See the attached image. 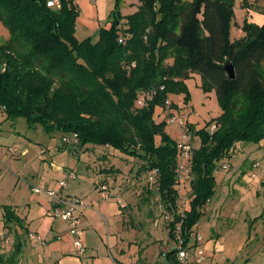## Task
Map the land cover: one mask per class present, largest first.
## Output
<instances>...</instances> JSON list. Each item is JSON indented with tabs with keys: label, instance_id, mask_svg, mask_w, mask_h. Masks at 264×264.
<instances>
[{
	"label": "trees",
	"instance_id": "trees-1",
	"mask_svg": "<svg viewBox=\"0 0 264 264\" xmlns=\"http://www.w3.org/2000/svg\"><path fill=\"white\" fill-rule=\"evenodd\" d=\"M136 6L126 15L116 9L96 39L79 40L74 0H60L59 8L48 0H0V24L9 33L0 41V108L4 119L23 118L47 134L75 133L80 149L98 145L139 159L140 171L156 169V192L173 217L168 235L180 222L187 240L233 145L264 138V20L244 19V35L232 40L233 0H137ZM192 73L203 89L215 90L220 113L212 131L210 122L189 124L199 145L190 155V197L179 211L181 150L154 113L169 94L188 101L184 81ZM149 90L154 96L138 106L139 93ZM4 211L15 219L9 207Z\"/></svg>",
	"mask_w": 264,
	"mask_h": 264
},
{
	"label": "rangeland",
	"instance_id": "rangeland-1",
	"mask_svg": "<svg viewBox=\"0 0 264 264\" xmlns=\"http://www.w3.org/2000/svg\"><path fill=\"white\" fill-rule=\"evenodd\" d=\"M75 2L78 8L75 36L79 40L87 37L96 39L100 26L110 20V15L116 9L126 15L137 8V0ZM233 7L230 28L232 40L244 35V19L256 24H261L264 20L263 0H248V5L245 6L241 0H233ZM123 23L124 20H121V24ZM8 34L7 28L0 24V41L8 38ZM184 84L188 101H183V94H169L170 105L176 103L178 108L175 110L185 120L188 129L189 124L201 128L210 122L207 129L212 131V120L220 113L215 90L203 89L196 73L185 79ZM169 110L166 106L164 109L156 107L154 117L157 120L166 119L171 115ZM165 129L171 138L178 143L181 141L177 126L167 124ZM190 129L186 131L187 136L184 138L189 146L187 155H179V165H183V169H189L191 151L199 145L198 137ZM60 136L58 132L47 134L39 124L28 126L23 118L6 120L0 108V243L3 244L0 249L9 250L13 240L12 230H7L2 225L5 220L2 218L3 208L6 205L15 207L16 204L17 212L26 216L28 237L34 236V239H30L34 246L42 245L46 231L52 224L54 230L63 223L66 226L61 219L47 215L50 199L43 192L34 193L29 185L32 180L35 186L46 189L42 183L49 178L52 162H65L66 165L61 169H70L77 175L76 180L68 182L66 191L74 196L87 198L84 195L92 191L94 182H98V188L107 185L111 197L108 202L112 216L107 220L93 208L83 210L84 219L79 217L81 241L85 247L82 256L76 255L79 262L126 264V256L130 253L135 258L133 264H137V256L142 248L130 240L134 238L136 241L139 238V243H144L148 264H156L161 242L167 239L168 228L162 214L165 208L156 192V185L148 181L147 172L139 169L142 161L108 148H100L98 145L91 148V144L87 145V149H80L78 156H74L68 148L60 145ZM263 155L264 138L259 142L242 143L239 149L232 152L230 158L224 160L223 166L219 168L221 170L215 173V191L198 221L197 230L202 237L217 239V242L218 237H223L226 240V251L237 250L239 242H243L233 257L237 263L244 262L248 257L252 264H264V182L262 179L257 185H248L242 179L243 174L251 170V161L260 159ZM109 168L112 169L111 175L105 177L101 171ZM112 177L114 183L110 188ZM189 180L190 178L185 177V172L179 177V211L186 207L190 197ZM123 203L125 207H121ZM72 249L74 254L73 246ZM7 256L5 253V257Z\"/></svg>",
	"mask_w": 264,
	"mask_h": 264
},
{
	"label": "crops",
	"instance_id": "crops-1",
	"mask_svg": "<svg viewBox=\"0 0 264 264\" xmlns=\"http://www.w3.org/2000/svg\"><path fill=\"white\" fill-rule=\"evenodd\" d=\"M76 0H74L75 2ZM99 1V0H97ZM76 3V2H75ZM108 21L104 22L103 25H108ZM101 27V26H100ZM242 145L241 142H237V149ZM255 161H260L262 165H264V155L260 159H256ZM255 161H251L253 164ZM65 162H52V169H49V178L46 181H43V186L46 188H53L57 187V181L64 176L66 171H69L70 169H61L63 166H65ZM251 170H254L251 168ZM250 170V171H251ZM249 170L243 174V182L250 185V184H256L262 180L264 182V175L260 176L258 179L249 181L248 180V173ZM105 177L110 176L111 171L102 172ZM106 179V178H105ZM101 179V180H105ZM107 180V179H106ZM98 182H94L92 186V191H90L88 194L84 195L85 197L89 198L90 200H93L95 202L94 206L92 207L93 210L97 211L104 219L110 218L111 215V209H110V203L108 202V198H103L100 195L99 189L97 186ZM111 184H109L110 188L113 187V177L111 178ZM35 183L32 182V180L29 181V185L32 186ZM32 191V190H31ZM67 193L71 194L70 191H67ZM72 195V194H71ZM112 196V195H111ZM113 197V196H112ZM10 208L11 212L15 215V219H7L5 217V211L3 208V227H6L7 230H12V241H11V247L10 249H0V264H81L78 259L79 257L76 256V254H73V249L71 246V237L68 236L69 232L67 230V226L64 227V223L60 225L59 228L56 230L53 229V224L50 226L49 230L46 231V235L43 239L42 245L34 246L32 245L31 238L34 236H29V229L26 221V216H22L17 212L16 204L15 207L13 205L9 204L6 205ZM5 207V206H4ZM84 211H80L79 217L81 216L82 219L85 218V215L83 214ZM119 217V216H118ZM120 219V217H119ZM256 219V217H255ZM122 220V219H121ZM251 220V219H250ZM119 220H117L118 222ZM246 221L245 219L243 220ZM8 227V228H7ZM247 228H250V225L247 226ZM230 231V227L228 228ZM233 231V230H232ZM68 233V234H67ZM26 235V236H25ZM151 236V235H149ZM170 236L167 234V239L163 242H161V246L159 248L158 252V261H156V264H185L182 263L176 253L170 251L166 254H164V248L170 244L169 241ZM34 239V238H33ZM139 239V238H138ZM133 238V240H130L131 243L139 244L140 249L139 256H137V264H148V258L146 256V249L144 246V243L140 244L139 240ZM219 242H217V239H209V238H203L202 241V247L205 251L206 256L213 264H252L250 259L247 257L244 262L237 263L234 262L233 257L236 255L243 244L239 242V246H237V250L234 251H226L224 250L225 247V241L223 237H218ZM37 244V243H36ZM143 247H142V246ZM3 246V244L0 243V247ZM5 253L8 254L7 257H5ZM235 254V255H234ZM135 261V258L131 256V254H127L125 263L126 264H133Z\"/></svg>",
	"mask_w": 264,
	"mask_h": 264
},
{
	"label": "built area",
	"instance_id": "built-area-1",
	"mask_svg": "<svg viewBox=\"0 0 264 264\" xmlns=\"http://www.w3.org/2000/svg\"><path fill=\"white\" fill-rule=\"evenodd\" d=\"M48 6L53 8L60 7V0H48ZM119 41H123L122 37L119 38ZM155 94V90H149L139 93V96L136 100L138 106L146 104L147 100H150ZM166 107L169 108V115L165 120L167 124H173L179 128L181 141L179 142L180 153L182 155H187L189 146L187 145L184 138H186V131L189 129L186 127V122L178 114L177 111L170 108V102L167 99L165 103ZM214 127V125H213ZM78 137L75 133L65 134L60 137V145L64 148H68L70 153L74 156H78L80 153V148L78 146ZM237 149V143H235L230 150V153ZM183 165H179L177 168V174L180 175L185 172V177L190 178L189 169H183ZM252 169L248 173V180L252 181L258 179L260 176L264 175V165L260 161H255L252 164ZM219 171H216L217 173ZM148 181L152 184L157 182V170L151 169L147 171ZM77 179V175L74 171H66L64 176L57 181V188H46L42 189L35 185L32 186V191L34 193L43 192L50 199V207L48 208L47 215L52 218L61 219L66 223L68 232L71 238L72 246L74 247V253L78 256H82L85 252V247L81 241L82 229L79 224V213L87 208H92L95 204L93 200H88L87 198L77 197L67 193L66 186L68 182L74 181ZM99 192L101 197L108 198V187L107 185H101L99 187ZM119 202V199H118ZM121 207H125V204H121ZM79 212V213H78ZM162 214L166 222L172 221V214L168 210H163ZM199 225L195 224L193 229L189 232L188 239L185 240L182 234V229L180 222L174 225L172 230V236H170L168 244L164 248V254L172 251L176 253L178 259L185 264H213L205 254V251L202 247L203 237L198 232ZM2 237V236H1ZM173 241V242H172Z\"/></svg>",
	"mask_w": 264,
	"mask_h": 264
},
{
	"label": "water",
	"instance_id": "water-1",
	"mask_svg": "<svg viewBox=\"0 0 264 264\" xmlns=\"http://www.w3.org/2000/svg\"><path fill=\"white\" fill-rule=\"evenodd\" d=\"M224 67H225L226 71L228 72L229 77L233 78L234 77L233 66L229 62H227Z\"/></svg>",
	"mask_w": 264,
	"mask_h": 264
}]
</instances>
